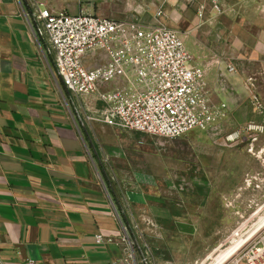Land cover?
<instances>
[{
	"label": "rangeland",
	"instance_id": "374dc122",
	"mask_svg": "<svg viewBox=\"0 0 264 264\" xmlns=\"http://www.w3.org/2000/svg\"><path fill=\"white\" fill-rule=\"evenodd\" d=\"M155 5L163 14L153 11L151 28L180 35L204 81L214 83L215 104H226L224 115L166 139L105 126L96 114L105 106L93 96L65 95L64 101L74 124L86 131V147L134 264H225L264 227V0H222L219 12L205 5L201 21L189 0ZM248 125L262 130L228 140ZM127 133L136 135L131 146L114 144ZM138 154L151 156L149 169ZM123 161L126 168H120Z\"/></svg>",
	"mask_w": 264,
	"mask_h": 264
},
{
	"label": "crops",
	"instance_id": "0c3cea01",
	"mask_svg": "<svg viewBox=\"0 0 264 264\" xmlns=\"http://www.w3.org/2000/svg\"><path fill=\"white\" fill-rule=\"evenodd\" d=\"M156 2L0 0V264H126L121 224L89 155L86 131L74 124L28 19L39 7L151 28ZM209 82L211 103L226 106L220 99L215 104ZM129 133L114 137V144L131 146L136 135ZM137 156L149 169L151 156Z\"/></svg>",
	"mask_w": 264,
	"mask_h": 264
},
{
	"label": "built area",
	"instance_id": "2783aa9c",
	"mask_svg": "<svg viewBox=\"0 0 264 264\" xmlns=\"http://www.w3.org/2000/svg\"><path fill=\"white\" fill-rule=\"evenodd\" d=\"M221 1L189 0L197 6L195 16L200 21L206 15L205 5L210 12H219ZM162 14L158 7L155 17ZM28 27L51 65L62 99L97 94L105 107L96 114L107 127L178 139L224 115L225 105L211 103L204 72L191 64L180 35L171 29L144 28L95 15L50 13L39 7L29 17ZM112 83L116 84L112 89L99 91ZM253 100L259 106L257 98ZM255 129L262 127L248 125L227 138L234 140ZM122 242V262L134 264L133 249L125 246L124 237ZM225 264H264V227Z\"/></svg>",
	"mask_w": 264,
	"mask_h": 264
}]
</instances>
